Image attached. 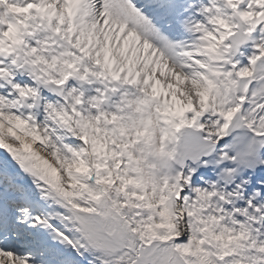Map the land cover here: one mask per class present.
<instances>
[{"label":"snow or ice","instance_id":"6c2138e0","mask_svg":"<svg viewBox=\"0 0 264 264\" xmlns=\"http://www.w3.org/2000/svg\"><path fill=\"white\" fill-rule=\"evenodd\" d=\"M0 264H264V0H0Z\"/></svg>","mask_w":264,"mask_h":264}]
</instances>
